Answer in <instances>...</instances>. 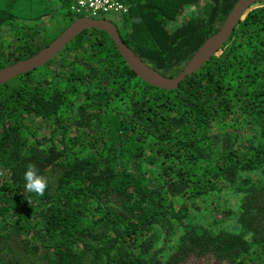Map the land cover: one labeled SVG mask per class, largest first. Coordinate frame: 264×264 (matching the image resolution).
<instances>
[{
    "label": "trees",
    "instance_id": "1",
    "mask_svg": "<svg viewBox=\"0 0 264 264\" xmlns=\"http://www.w3.org/2000/svg\"><path fill=\"white\" fill-rule=\"evenodd\" d=\"M118 1L124 42L173 78L239 0ZM72 7L0 0V70L85 16ZM0 124V264H264V3L173 90L86 29L0 85Z\"/></svg>",
    "mask_w": 264,
    "mask_h": 264
},
{
    "label": "water",
    "instance_id": "2",
    "mask_svg": "<svg viewBox=\"0 0 264 264\" xmlns=\"http://www.w3.org/2000/svg\"><path fill=\"white\" fill-rule=\"evenodd\" d=\"M261 3H264V0H239L233 7L220 30L206 40L188 62L185 69L178 76L173 78L161 75L142 61L124 42L117 26L110 20L82 17L74 21L57 39L39 53L33 55L27 60L1 69L0 85L16 78L17 76L31 72L43 66L59 55L67 45L84 30L96 28L107 32L111 36L130 68L143 81L160 89H177L187 76L197 72L214 55H219L221 48L231 38L239 22L243 21L249 12L252 11L257 4Z\"/></svg>",
    "mask_w": 264,
    "mask_h": 264
},
{
    "label": "built area",
    "instance_id": "3",
    "mask_svg": "<svg viewBox=\"0 0 264 264\" xmlns=\"http://www.w3.org/2000/svg\"><path fill=\"white\" fill-rule=\"evenodd\" d=\"M73 10L78 15L95 14L98 17L103 16H117L121 17L122 14L127 12L125 4L118 0H72ZM91 18V17H90ZM4 170L0 166V180L4 177Z\"/></svg>",
    "mask_w": 264,
    "mask_h": 264
},
{
    "label": "clouds",
    "instance_id": "4",
    "mask_svg": "<svg viewBox=\"0 0 264 264\" xmlns=\"http://www.w3.org/2000/svg\"><path fill=\"white\" fill-rule=\"evenodd\" d=\"M25 181L24 190L34 193L37 196H44L49 187L48 178L40 174L38 167L34 163H29L23 176Z\"/></svg>",
    "mask_w": 264,
    "mask_h": 264
},
{
    "label": "rangeland",
    "instance_id": "5",
    "mask_svg": "<svg viewBox=\"0 0 264 264\" xmlns=\"http://www.w3.org/2000/svg\"><path fill=\"white\" fill-rule=\"evenodd\" d=\"M259 4H257L255 7H257ZM193 7L191 6V7H189L188 9H186V11H185V14H184V16H189V15H191L192 14V11H193ZM87 16H89V17H91V18H100V17H98V15H95V14H91V15H87ZM84 17H86V15L84 16ZM107 17V19L108 20H111L113 23H115L116 25H117V23H116V21H114V19H112V17H114V16H106ZM174 28H175V25L173 26ZM66 30V29H65ZM65 30H63V32L65 31ZM6 28L5 27H0V37L2 36V35H4L5 33H6ZM62 32V31H61ZM61 32H59V33H57V36L61 33ZM62 32V33H63ZM61 33V34H62ZM60 34V35H61ZM59 35V36H60ZM58 36V37H59ZM36 124V123H35ZM38 124V123H37ZM36 124V125H37ZM0 128H1V124H0ZM229 194H231V191H229ZM232 204L234 205V201L232 202ZM220 208V207H219Z\"/></svg>",
    "mask_w": 264,
    "mask_h": 264
},
{
    "label": "flooded vegetation",
    "instance_id": "6",
    "mask_svg": "<svg viewBox=\"0 0 264 264\" xmlns=\"http://www.w3.org/2000/svg\"><path fill=\"white\" fill-rule=\"evenodd\" d=\"M94 19H106V17L103 16V17H100V18H94ZM107 20H108V19H107Z\"/></svg>",
    "mask_w": 264,
    "mask_h": 264
}]
</instances>
